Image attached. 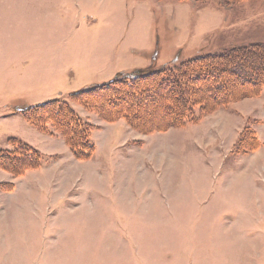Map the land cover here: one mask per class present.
<instances>
[{"label":"rangeland","instance_id":"rangeland-1","mask_svg":"<svg viewBox=\"0 0 264 264\" xmlns=\"http://www.w3.org/2000/svg\"><path fill=\"white\" fill-rule=\"evenodd\" d=\"M263 45L264 0H0V156L39 152L0 164V264H264V148L237 144L264 128L256 95L149 131L69 98L202 55L258 60ZM56 98L81 118L89 157L23 116Z\"/></svg>","mask_w":264,"mask_h":264},{"label":"trees","instance_id":"trees-1","mask_svg":"<svg viewBox=\"0 0 264 264\" xmlns=\"http://www.w3.org/2000/svg\"><path fill=\"white\" fill-rule=\"evenodd\" d=\"M258 48L261 51L258 60L251 57L250 49L247 48L242 49L240 54L228 50L202 55L173 67L119 73L107 82L70 93L69 98L108 119L123 117L129 125L141 130L183 126L198 120L199 115L194 113L196 106L199 113H205L217 105L226 106L241 97L261 92L264 86V45ZM228 61L229 74L238 76L241 84L247 85L246 89L230 86L229 77L219 80L214 78L215 74L223 71ZM23 116L41 131L50 122L53 130L64 135L76 157L86 158L91 155L93 142L68 101L56 98L30 105L24 108ZM237 144L249 150L257 148L259 141L247 128L246 133L242 131L239 135ZM38 156V150L24 143L18 151L1 155L0 164L15 171L35 165Z\"/></svg>","mask_w":264,"mask_h":264},{"label":"crops","instance_id":"crops-1","mask_svg":"<svg viewBox=\"0 0 264 264\" xmlns=\"http://www.w3.org/2000/svg\"><path fill=\"white\" fill-rule=\"evenodd\" d=\"M264 87V86H263ZM262 93V91L258 94V95H256V98L255 99H257L258 98V104H259V100L261 101V108H262V110L264 109V95L263 94H261ZM252 102V101H251ZM253 102H256V101H254L253 100ZM257 106V105H256ZM256 106H254V108L256 107ZM225 112H228V111H225ZM224 112V113H225ZM251 114H252V112H251ZM250 114V110H248L247 109V116L249 115H251ZM263 115H264V111H263ZM206 118V117H205ZM205 118H203V119H205ZM263 121H264V116H263ZM232 128V127H231ZM255 132H256V136H257V139H258V141H259V146L257 147V150H259L260 151V149L261 148H264V128H262V129H257V127H255Z\"/></svg>","mask_w":264,"mask_h":264}]
</instances>
